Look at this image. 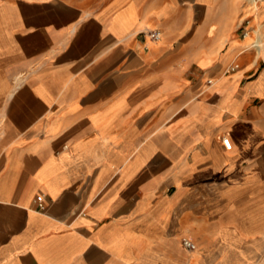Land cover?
Listing matches in <instances>:
<instances>
[{
    "label": "crops",
    "instance_id": "crops-1",
    "mask_svg": "<svg viewBox=\"0 0 264 264\" xmlns=\"http://www.w3.org/2000/svg\"><path fill=\"white\" fill-rule=\"evenodd\" d=\"M0 264H264V0H0Z\"/></svg>",
    "mask_w": 264,
    "mask_h": 264
},
{
    "label": "built area",
    "instance_id": "built-area-1",
    "mask_svg": "<svg viewBox=\"0 0 264 264\" xmlns=\"http://www.w3.org/2000/svg\"><path fill=\"white\" fill-rule=\"evenodd\" d=\"M259 1H261V0H255V2H259ZM150 37L153 39H157L159 37V33L158 32H152V33H150ZM208 83H210V81H208ZM221 142H222L225 149L230 150L231 144H230V141L227 137H222ZM36 201L38 202L39 209H42L41 197L40 196L36 197ZM182 244L187 249H194V245L189 240H183Z\"/></svg>",
    "mask_w": 264,
    "mask_h": 264
},
{
    "label": "bare ground",
    "instance_id": "bare-ground-1",
    "mask_svg": "<svg viewBox=\"0 0 264 264\" xmlns=\"http://www.w3.org/2000/svg\"><path fill=\"white\" fill-rule=\"evenodd\" d=\"M160 34V33H159Z\"/></svg>",
    "mask_w": 264,
    "mask_h": 264
}]
</instances>
